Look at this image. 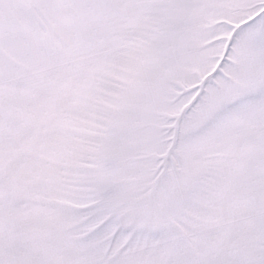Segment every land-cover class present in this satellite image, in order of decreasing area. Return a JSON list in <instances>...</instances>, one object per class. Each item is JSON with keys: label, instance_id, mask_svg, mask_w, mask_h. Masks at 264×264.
<instances>
[{"label": "snow or ice", "instance_id": "6c2138e0", "mask_svg": "<svg viewBox=\"0 0 264 264\" xmlns=\"http://www.w3.org/2000/svg\"><path fill=\"white\" fill-rule=\"evenodd\" d=\"M0 264H264V0H0Z\"/></svg>", "mask_w": 264, "mask_h": 264}]
</instances>
